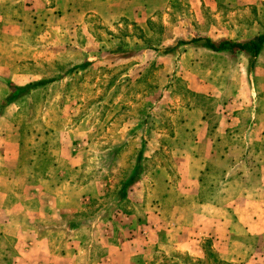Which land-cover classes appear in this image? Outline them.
Segmentation results:
<instances>
[{
    "label": "crops",
    "instance_id": "obj_1",
    "mask_svg": "<svg viewBox=\"0 0 264 264\" xmlns=\"http://www.w3.org/2000/svg\"><path fill=\"white\" fill-rule=\"evenodd\" d=\"M95 18L108 28H127L118 43L144 41L146 29L156 21L175 32L233 26V32L217 40L207 37L241 42L264 32V0H0V264H159L157 252L175 251L202 260L205 241L223 262L264 264V248L255 241L264 239V46L249 65L245 52H214L191 43L194 50L233 55L241 63L234 61L231 69L195 63L201 79L188 80L186 91L206 103L183 108L192 118L160 122L168 133L155 132L157 147L146 143L152 138L151 125L138 122L143 131L135 136L144 159L153 161L163 152L166 138L178 143L171 151L172 169L153 163L145 167L146 175L154 177L165 170L161 185L176 197L169 205L165 198L146 195L144 187L156 180L139 179L128 190L127 201L145 205L141 216L108 205L105 210L89 209L115 184L105 174L87 181L71 177L85 170L88 157L76 140L77 127L60 134L62 143L70 139L69 148L60 146L53 153L28 148L19 114L32 90L16 97L13 88L38 80L33 61L49 60L50 44L58 41L59 49L65 31L91 26ZM193 36L190 39L204 37ZM35 42L44 44L41 51ZM173 52L164 56L174 57ZM144 53L115 55L111 62L132 57L139 70ZM117 155L108 153L106 166L115 163ZM215 155L227 164L212 167ZM216 169L221 172L218 180L207 182V172ZM247 179L248 189L226 197L229 188L242 187Z\"/></svg>",
    "mask_w": 264,
    "mask_h": 264
},
{
    "label": "rangeland",
    "instance_id": "obj_2",
    "mask_svg": "<svg viewBox=\"0 0 264 264\" xmlns=\"http://www.w3.org/2000/svg\"><path fill=\"white\" fill-rule=\"evenodd\" d=\"M90 23L91 26L80 27L78 31L76 30L77 33L74 31L69 34L65 31V35L62 36L65 43L59 49L57 48L59 47L58 41L50 44L49 60L35 59L33 61V67L38 72L36 81H52L34 88L24 99V105L20 107L19 126L23 128V138L28 148L32 147L37 150L49 148L51 153L57 152L60 146L63 149L69 148L70 139L67 141L64 139L62 143L60 134L77 127L76 140L82 151L88 153V157L85 170L74 172L70 174L71 177H76L79 181H87L93 177L100 178V175L105 174L111 183L115 184L105 189L108 193L94 200L89 209L105 210L111 207L113 211L117 209L123 212H134L141 216L145 205L143 204L141 208V203L138 201L134 203L122 201L119 204L114 201L109 204L116 195V183L132 168L135 161L140 145V140L135 134L143 131L138 122L151 125L152 138L148 137L146 143L149 142V146L154 148L158 146L159 141L155 132L160 130L165 136L168 133H165L168 126L163 127L160 122L164 121L165 124L166 122L169 124L172 118L182 116L192 118L183 108L195 105L196 102L206 103V100L186 91L188 80L190 82V79H201V76L194 70V64H223L231 69L233 62L238 59L233 55L223 56L210 53L207 49L194 50L191 43L179 45L177 43L189 41L191 37H194L193 35H203L202 38L211 37L217 40L224 32H233L234 27L231 26L227 30H224L223 26V30L210 27H183L181 31L175 32V28L159 26V22L156 21V26L146 29V34L143 35L146 38L144 41L134 43L120 41L118 43L117 40L122 38L127 28H108L101 25L96 18ZM128 29L131 30L128 34H131L132 29ZM138 31L141 32L140 29L133 28V32ZM74 34L77 36L75 37ZM51 35L54 33L52 32ZM197 44L201 45L203 42ZM41 45L44 44L35 42L34 48L41 51ZM173 47H175L174 57L164 56L168 53L166 49ZM63 50L64 56H59ZM136 50L145 51L144 61L139 63V70L136 68L137 65L132 63V57L111 62V57L115 55L126 56ZM180 52H183L184 56L181 57ZM239 61L241 63V60ZM214 78L220 81V75L216 74ZM234 82H239V80ZM205 83L208 82L205 81ZM262 84L263 82L260 81L259 85ZM211 85L216 88L214 84L211 83ZM124 134L126 137L123 141ZM176 145L178 143L172 139H164L163 152L161 151L149 163L157 164L164 169H172L175 160L171 151ZM108 153L110 157L112 153L114 155L118 153L116 164L106 166L111 161L107 156ZM218 163L227 164L223 156L215 155L211 166L217 168ZM122 169L124 171H121ZM151 171L150 169L149 173H152ZM164 171L157 177L142 174L140 179H145L147 182L156 180L153 186L144 187L146 195L165 198V202L169 205L176 200L174 199L176 197L167 194L161 185ZM251 173L254 175V170ZM206 175L207 182H215L221 172L218 169L210 170ZM237 180L240 183L241 179ZM247 182L248 179L243 182L242 187L229 188L226 197L240 193L241 188L248 189L245 185ZM212 187L216 189L213 185ZM209 191L208 187L206 194ZM105 205H108V208L104 207ZM251 241L254 242V239ZM255 241L260 242L259 246L264 248V239L256 238ZM207 243L208 241H205L204 245L208 252L202 260L176 251L168 255L157 252L155 259L159 264H241L221 261L211 244L209 247ZM261 254L264 256V250Z\"/></svg>",
    "mask_w": 264,
    "mask_h": 264
},
{
    "label": "trees",
    "instance_id": "obj_3",
    "mask_svg": "<svg viewBox=\"0 0 264 264\" xmlns=\"http://www.w3.org/2000/svg\"><path fill=\"white\" fill-rule=\"evenodd\" d=\"M203 42L204 47H207L208 49L214 51V52H221V51H227V50H236V51H242L245 52L249 57V65H251L252 61L255 59V57L258 55L260 50L264 46V32L260 33L253 38H250L246 41H231L227 39H222L219 41H212L209 38H193L189 41H179L177 45L179 44H189V43H200ZM176 45V46H177ZM173 48H168L166 51L171 52L174 50ZM52 80H40L36 82H32L29 85L25 87H19V88H13L14 91L12 92V95H15L16 97H19L21 95H25L26 93H29L31 90H33L36 87H41ZM116 154V153H115ZM135 161L132 164V168L125 174V176L121 179L119 185L115 188L116 189V195L114 197V201L119 204L122 201H127V192L131 188V186L140 179L142 174L148 173V169H145V167L148 166L149 160L144 159L141 155V150H137ZM114 189V190H115ZM128 202V201H127ZM210 247V243L208 242ZM208 246V245H207ZM205 255L207 254L206 246H204Z\"/></svg>",
    "mask_w": 264,
    "mask_h": 264
}]
</instances>
